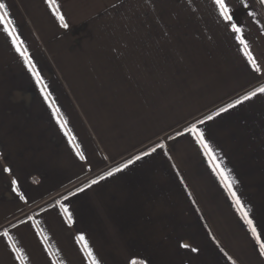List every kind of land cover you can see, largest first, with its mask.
Listing matches in <instances>:
<instances>
[{
  "label": "crops",
  "instance_id": "1",
  "mask_svg": "<svg viewBox=\"0 0 264 264\" xmlns=\"http://www.w3.org/2000/svg\"><path fill=\"white\" fill-rule=\"evenodd\" d=\"M3 2L49 98L0 25V264H264L185 131L205 133L264 243V93L235 104L264 87V2L225 0L231 21L214 0Z\"/></svg>",
  "mask_w": 264,
  "mask_h": 264
},
{
  "label": "snow or ice",
  "instance_id": "2",
  "mask_svg": "<svg viewBox=\"0 0 264 264\" xmlns=\"http://www.w3.org/2000/svg\"><path fill=\"white\" fill-rule=\"evenodd\" d=\"M261 2H264V0H261ZM214 3L218 6L220 11V16L223 17L225 21H231V16L229 15V8L226 6L225 0H214ZM57 19L60 22L61 27L67 28L68 25L65 23V18L57 11L56 13ZM0 25H3V31L7 33L8 37L11 38L12 46L15 48V51L19 54V56L23 59L24 64L28 67L29 72L32 74L33 78L36 80L37 84L40 85L41 94L44 95L45 100H48L49 94L47 92V85L44 84L40 74L38 71H36L35 64L32 63L31 58L28 55V51L26 48H23V41L20 40V37L16 34V28L13 25L12 19L9 18V12L6 7V4L3 2V0H0ZM231 29L234 33H236V40L239 42L240 45L243 46L242 51H244V55L247 57V60L249 63L255 67V61L253 60L252 54L250 51H248V45L246 41L242 38L240 33L242 32V29L238 27L236 24L231 25ZM259 71V69H256ZM257 93H264V87L257 88L255 91L249 92L246 95L242 97V99L236 100L235 104L242 103L243 100H249L257 95ZM235 104H229L226 108L222 107L217 112L213 113V115L207 116L205 119L211 120L214 116H218L223 112H226L229 108L235 107ZM52 105H50L51 107ZM59 109L54 110V115L57 116V123L60 125L61 130H65L67 126V122L64 121L59 116ZM197 123L203 124L204 120H200ZM186 132L190 133L196 140L197 144L200 146V148L203 150L204 155L209 158V160L212 162V170L213 172L220 178L222 185L228 190L230 193L231 198L234 201V206L236 207L237 212L242 216V218L245 220L247 225L249 226V229L252 233V236L254 237L256 243L259 245L260 254L264 255V243H261L260 235L257 233V230L255 226L253 225V221L251 218H249L248 210L245 208V205L241 202L240 197L237 195L236 191L233 188V185L235 183H238L232 175L229 169H226L222 166L221 162L218 160V158L215 155V150L212 148L210 143L205 138V133L197 128V124L193 123L190 127H187L185 129ZM67 135V132H65ZM159 147H163V145H160ZM155 151V149H153ZM149 153L145 152L143 155H148ZM79 155V154H78ZM79 158L81 160H84L85 157L83 155H79ZM141 157L136 156L134 159L139 160ZM133 163V159H129L127 163L121 164L120 166L116 168H112L111 170L107 171L103 175L99 177V180H103L106 177H111L113 174L122 171L123 169L127 168L128 165ZM7 171L8 169H4ZM13 185L16 183L15 181H12ZM98 183V180L94 179L90 182V184L85 185V188L90 187L91 185H94ZM84 188L77 189V191H83ZM23 199V197H21ZM59 203V202H58ZM61 208H63L64 212L66 213L68 211L67 207L64 205H60ZM69 222H71V217L69 216ZM8 233L5 232L4 236H7ZM78 241H83L85 238L83 235L78 236ZM187 247V245H184ZM85 249L87 250L88 256H92V251L90 248H88L87 244L85 243ZM13 250L16 251L15 247L13 246ZM193 251H197L196 249H192ZM92 264H98L97 261H95V258L93 257ZM135 264V262H133Z\"/></svg>",
  "mask_w": 264,
  "mask_h": 264
}]
</instances>
